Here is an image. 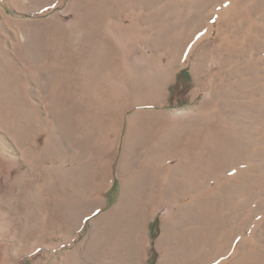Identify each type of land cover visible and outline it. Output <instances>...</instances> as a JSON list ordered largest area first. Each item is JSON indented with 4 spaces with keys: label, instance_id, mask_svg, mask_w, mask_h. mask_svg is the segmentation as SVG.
<instances>
[{
    "label": "rangeland",
    "instance_id": "rangeland-1",
    "mask_svg": "<svg viewBox=\"0 0 264 264\" xmlns=\"http://www.w3.org/2000/svg\"><path fill=\"white\" fill-rule=\"evenodd\" d=\"M0 264H264V0H0Z\"/></svg>",
    "mask_w": 264,
    "mask_h": 264
},
{
    "label": "trees",
    "instance_id": "trees-1",
    "mask_svg": "<svg viewBox=\"0 0 264 264\" xmlns=\"http://www.w3.org/2000/svg\"><path fill=\"white\" fill-rule=\"evenodd\" d=\"M111 193H112V190H110L109 194H111ZM109 197H110V195H109Z\"/></svg>",
    "mask_w": 264,
    "mask_h": 264
},
{
    "label": "bare ground",
    "instance_id": "bare-ground-1",
    "mask_svg": "<svg viewBox=\"0 0 264 264\" xmlns=\"http://www.w3.org/2000/svg\"><path fill=\"white\" fill-rule=\"evenodd\" d=\"M123 204V203H122Z\"/></svg>",
    "mask_w": 264,
    "mask_h": 264
}]
</instances>
